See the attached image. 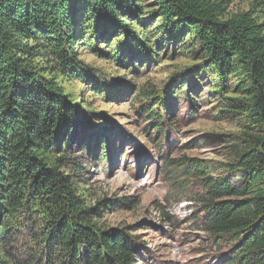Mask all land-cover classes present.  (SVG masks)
<instances>
[{"label": "trees", "instance_id": "1", "mask_svg": "<svg viewBox=\"0 0 264 264\" xmlns=\"http://www.w3.org/2000/svg\"><path fill=\"white\" fill-rule=\"evenodd\" d=\"M136 3L0 0V264H135L136 238L100 227L96 216L110 203L86 207L66 169L72 145L90 122L59 79L83 78L72 72L78 19L92 24L93 36L100 30L105 35L126 28L122 18L136 12ZM158 4L156 14L165 22L193 30L220 74L247 77L246 107L262 128L228 165L230 174L243 172L240 185L213 178L196 160L167 159L166 173L183 182L184 190L190 182L198 187L203 215L195 223L220 250L217 264H264V23L251 12L224 18L221 2ZM133 39L118 43L129 48L127 40ZM155 97L148 99L151 121L165 136L170 102L166 94ZM109 134L95 130L93 137L100 135L103 145L87 147L93 155L101 150L104 163Z\"/></svg>", "mask_w": 264, "mask_h": 264}, {"label": "rangeland", "instance_id": "2", "mask_svg": "<svg viewBox=\"0 0 264 264\" xmlns=\"http://www.w3.org/2000/svg\"><path fill=\"white\" fill-rule=\"evenodd\" d=\"M209 1L222 3L224 18L251 12L264 23V0ZM136 5L122 18L126 28L105 35L93 36L92 24L78 19L72 72L83 78L59 82L90 125L82 126L66 169L86 207L110 203L96 216L100 227L136 238L135 264H217L220 250L195 223L203 215L199 189L190 182L184 190L166 173L165 160H196L213 178L242 184L243 172L230 174L228 165L262 133L246 107L247 77L220 74L193 30L156 14L158 0ZM127 36L134 39L124 48L118 41L125 44ZM163 94L170 102L165 136L151 121L148 100ZM95 130L111 133L108 163L101 150L93 155L87 148L103 145Z\"/></svg>", "mask_w": 264, "mask_h": 264}]
</instances>
